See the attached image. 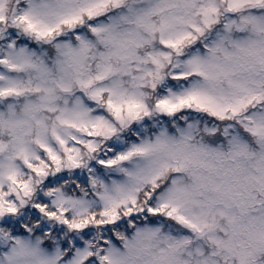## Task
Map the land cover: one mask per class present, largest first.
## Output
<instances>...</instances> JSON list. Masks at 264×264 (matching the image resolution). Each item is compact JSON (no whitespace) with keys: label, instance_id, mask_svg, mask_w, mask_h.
I'll return each mask as SVG.
<instances>
[{"label":"snow or ice","instance_id":"1","mask_svg":"<svg viewBox=\"0 0 264 264\" xmlns=\"http://www.w3.org/2000/svg\"><path fill=\"white\" fill-rule=\"evenodd\" d=\"M0 264H264V0H0Z\"/></svg>","mask_w":264,"mask_h":264}]
</instances>
